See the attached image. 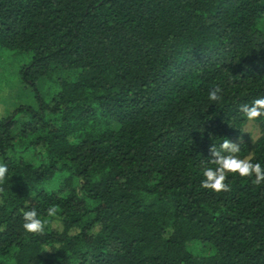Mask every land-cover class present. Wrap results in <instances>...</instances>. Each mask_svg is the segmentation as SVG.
Here are the masks:
<instances>
[{
    "label": "trees",
    "instance_id": "16d2710c",
    "mask_svg": "<svg viewBox=\"0 0 264 264\" xmlns=\"http://www.w3.org/2000/svg\"><path fill=\"white\" fill-rule=\"evenodd\" d=\"M4 51L0 264H264V0H0Z\"/></svg>",
    "mask_w": 264,
    "mask_h": 264
},
{
    "label": "rangeland",
    "instance_id": "374dc122",
    "mask_svg": "<svg viewBox=\"0 0 264 264\" xmlns=\"http://www.w3.org/2000/svg\"><path fill=\"white\" fill-rule=\"evenodd\" d=\"M26 60V55L16 52L4 51L0 55V117L6 116L19 104L24 103L20 94L19 73ZM245 132L253 139H257L260 135V128L257 124L249 122L245 127Z\"/></svg>",
    "mask_w": 264,
    "mask_h": 264
}]
</instances>
